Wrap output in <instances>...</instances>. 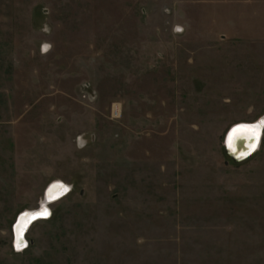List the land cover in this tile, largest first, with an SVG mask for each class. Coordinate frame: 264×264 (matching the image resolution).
<instances>
[{
  "label": "rangeland",
  "instance_id": "obj_1",
  "mask_svg": "<svg viewBox=\"0 0 264 264\" xmlns=\"http://www.w3.org/2000/svg\"><path fill=\"white\" fill-rule=\"evenodd\" d=\"M263 113L264 0H0V264H264Z\"/></svg>",
  "mask_w": 264,
  "mask_h": 264
},
{
  "label": "bare ground",
  "instance_id": "obj_2",
  "mask_svg": "<svg viewBox=\"0 0 264 264\" xmlns=\"http://www.w3.org/2000/svg\"><path fill=\"white\" fill-rule=\"evenodd\" d=\"M232 126L225 134L227 147H229L232 152L238 156L245 154V152L240 151L241 149L236 148L239 147L235 142L237 138H244L247 140L245 146L246 148H250V151H253L252 154L259 149L264 130V113L252 122H237ZM69 188L70 186L61 180H54L45 187L43 197L37 208L20 212L17 222L13 227V239L17 248L21 249V247L26 245L27 240L25 234L28 227H30L34 221L42 218L45 219L50 214V201L57 200L61 195L67 192ZM65 189L67 190L65 191Z\"/></svg>",
  "mask_w": 264,
  "mask_h": 264
},
{
  "label": "water",
  "instance_id": "obj_3",
  "mask_svg": "<svg viewBox=\"0 0 264 264\" xmlns=\"http://www.w3.org/2000/svg\"><path fill=\"white\" fill-rule=\"evenodd\" d=\"M233 127V126H232ZM228 135V134H227ZM226 135V136H227ZM236 145H239V147H236L237 149H241L240 151H243V152H245V154L244 155H237V154H235L234 152H232L231 151V149L229 148V147H227V144H226V137H225V142H224V144H225V147H226V150H227V153H228V155L229 156H231L234 160H237V161H241V160H243V159H245V158H247L249 155H251L252 154V152L253 151H250V148H246V146H245V144H246V142H247V140L246 139H242V138H237L236 139ZM69 190H70V188H69ZM69 190H67V192L69 191ZM67 192H65L63 195H61L59 198H61L62 196H64ZM58 198V199H59ZM50 202H53V201H50ZM20 215V214H19ZM19 215H18V217H19ZM50 215V214H49ZM49 215L47 216V217H49ZM18 217H17V219H18ZM46 217V218H47ZM17 219H16V222H17ZM34 221V220H33ZM15 222V223H16ZM15 225V224H14ZM14 227V226H13ZM27 246V243H26V245H24L23 247H21V249H19V248H17V246L14 244V249L15 250H22L23 248H25Z\"/></svg>",
  "mask_w": 264,
  "mask_h": 264
},
{
  "label": "snow or ice",
  "instance_id": "obj_4",
  "mask_svg": "<svg viewBox=\"0 0 264 264\" xmlns=\"http://www.w3.org/2000/svg\"><path fill=\"white\" fill-rule=\"evenodd\" d=\"M67 189H65V191H66Z\"/></svg>",
  "mask_w": 264,
  "mask_h": 264
}]
</instances>
